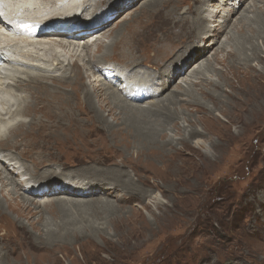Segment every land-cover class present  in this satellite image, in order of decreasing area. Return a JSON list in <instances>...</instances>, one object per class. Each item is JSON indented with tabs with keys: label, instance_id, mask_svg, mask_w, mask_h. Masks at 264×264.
Masks as SVG:
<instances>
[{
	"label": "bare ground",
	"instance_id": "obj_1",
	"mask_svg": "<svg viewBox=\"0 0 264 264\" xmlns=\"http://www.w3.org/2000/svg\"><path fill=\"white\" fill-rule=\"evenodd\" d=\"M168 1L146 0L129 21L117 24L113 22L123 12L134 8L139 0H44L37 8L30 0L1 1L0 24L3 25L4 19L9 20L20 35H29L33 39L11 38V34L0 27V154L3 155L0 158V215L4 216L7 210H26L30 206L37 210L41 207L50 209L59 217V223L53 224V229L48 227L51 226L48 221L43 224L42 217L37 223L43 225L44 231L40 230L45 233L48 243H52L74 235L73 229H69L74 220L69 221L68 215H76L77 210H82L80 199L75 200L78 197L102 200L95 197L102 193L109 195L111 192L105 191L118 188L126 192V195H117L120 199H148L150 206L163 203L157 194L147 195L141 185L135 186V181L146 186L145 178L140 176L146 170L139 162L131 163L129 156L125 161L131 166L133 176L122 168L126 162H113V166L107 169L84 165L80 171L71 172L56 171L50 159L47 166L39 164L41 172H36L39 168L34 164H24L35 154V149L27 140L16 142V139L32 132L27 127L26 118L36 105L37 95L59 91L55 89L59 84L76 87L57 98L61 100L60 108L64 114L60 116L62 122L71 126L85 123L81 130L86 137L104 134V131L112 136L123 135L122 149H133L138 157L155 150L157 158L159 156L162 162H166L168 156L165 154L172 152L171 160L177 163L176 168H172L176 176L174 186H180V157L188 156L189 148L199 150L200 164L193 169L199 170L220 160L226 145L242 140V134L253 131L256 123L264 118V57L255 43L260 40L264 51V11L257 10L253 0L233 21V15L247 0H198L193 2V7L182 11L180 24L192 23L191 29L185 28L186 32L181 26H168L170 30L167 31L149 29V25L144 26L137 18L144 12L154 14ZM171 6L170 10L175 9V4ZM79 17L84 20L75 21ZM112 25H115L114 29L109 28ZM223 35L222 42L215 48ZM253 60L258 67L252 65ZM79 61L88 63L84 67L91 75L83 72L84 67L79 66ZM71 73H75V80H68ZM184 74L186 78L180 79ZM178 79L185 87L177 84L175 90L162 99L166 87ZM40 88L49 90L43 92ZM30 92L35 95V100L31 99ZM38 104L56 105L46 99H38ZM217 110L221 111L214 115ZM183 112L201 115L202 119L197 118L200 122L207 119L215 123L220 131L213 134L218 140H210L209 132L198 131L197 120L192 121L193 116H186ZM47 117L48 113L38 112L29 122L38 129L42 126L50 129L55 121ZM32 118L38 120L32 121ZM216 118L236 125L239 131L231 133L229 126H220ZM70 125L66 124L64 128L68 130ZM45 135L48 141H55L57 137L65 139L63 132L58 130H49ZM205 137L207 141L203 140ZM127 138L130 140L126 141ZM66 140L71 145L73 139ZM32 141L39 144L36 138ZM5 143L12 147L4 149ZM116 144L113 145L118 150ZM17 150L24 152L17 153ZM37 153L41 154V149ZM16 157L18 162H13ZM99 162L105 163L103 160ZM143 163L147 166L148 160ZM57 167L59 170L64 168L60 164ZM26 173L28 179L23 177ZM106 182L109 189L102 188ZM252 202L264 206V196L250 195L246 205ZM22 216L28 218L30 215ZM27 224L34 225L32 221ZM23 225L19 229L23 230ZM257 226L255 235L264 246V223Z\"/></svg>",
	"mask_w": 264,
	"mask_h": 264
},
{
	"label": "rangeland",
	"instance_id": "obj_2",
	"mask_svg": "<svg viewBox=\"0 0 264 264\" xmlns=\"http://www.w3.org/2000/svg\"><path fill=\"white\" fill-rule=\"evenodd\" d=\"M145 1L139 0L140 3L138 2L134 8L129 9L130 11L123 12L116 19L117 21L115 20L113 23L117 24L129 21L131 16L134 15L135 11ZM197 1L170 0L166 5L165 3L164 5H160V8L154 14L153 12H144L146 15L141 13L142 17L137 18L142 21L141 23L144 26L149 25L147 26L149 29L157 28L167 31L170 30V27L176 28V26H181V30L186 32L185 28H190V26L192 28V23L191 21H186V25L185 22L180 24L182 11L193 7V2ZM252 1L247 0L240 6L238 11L233 15L232 20H236ZM254 1V5L257 6L256 9L264 11V0ZM174 4L175 9L172 8L173 10H170V6ZM204 8H207V6H204ZM168 11L172 13L169 12V14ZM82 15L85 17V14ZM77 20L82 22L84 18L79 17L75 21ZM249 25L253 26L254 24ZM113 27L115 28V25L109 28ZM223 38L224 35L220 38L218 44L214 46L215 48L222 42ZM101 39L103 40L102 37ZM104 40L106 39L104 38ZM257 41L255 43H257L260 49L261 56L264 57L263 44L260 40ZM211 53L212 51L207 55L206 60L210 58ZM75 59L77 58L73 60ZM78 63L82 68L86 67V64L88 65L84 61H79ZM252 65L258 67L254 60ZM85 67L83 68L84 70L82 69L83 72L91 75V72ZM70 76L68 80H75V73H71ZM181 78L182 80L185 79L186 75H182ZM212 78L216 79L215 77ZM180 79L166 87L167 89L165 88L166 90L162 93V99L175 90L177 84H181ZM183 84L181 86L185 87V84ZM73 88L76 87L68 83L59 84L58 88H55L59 91H53L50 95H37L38 97L35 98L37 100L36 105L27 114L26 118L27 127L32 132L25 135L21 134L16 139V142L27 140L28 143L33 145V149H35V154L24 164H34L39 168L36 172H41L42 167L40 168L39 164L44 163L47 166L49 164L47 161L50 159L56 171L64 172L68 170L71 172L80 171L87 166H96L95 168L100 169L111 168L114 164L113 162L116 164L124 163L126 162V157L129 156V159L132 160L131 163L139 162L140 165L144 166V170H146V172L140 174L141 177L145 178L147 182L146 186L138 181H135V186L139 187L141 185L142 189L147 192V195L157 194L163 203L159 206H153L152 204L150 206V204H147L148 199L144 201L136 198H132L131 201L127 198L120 199L117 195H126V192L118 188L114 191H105L111 192L109 195L102 193L100 197H95L102 200H94V197H89V199L85 196L78 197L75 200L80 199L82 210H77L76 215H68L69 221L74 220L73 227H69L70 230L73 229L74 235L70 234L67 239H61L52 243H48L47 239L44 238V229L41 228L43 225L37 223V220L41 217L44 219H42L43 224L46 225L45 221H48V224L51 225L48 227L51 229H53V224L55 225L57 221L59 223V217L50 209L43 210L41 207L39 210L42 212L40 213L33 206L28 207L29 209L27 208L26 210H22V208H17V210L12 212L7 210L4 216L0 215L1 264H264V256H262L264 255L263 242L255 235L256 228L258 227L257 224L260 226L261 223H264V206L259 207L256 202L247 203L246 205L247 198L249 199L250 195L254 197L264 196V118L256 123L253 131H245L242 134V140L226 145L227 149L223 151V157L220 160L210 165H204L199 170H193L194 166L200 164L199 150H195L192 147V149L189 148L187 150L188 156L184 158L180 157V186L175 185V187L174 178L176 176H174L172 168H176L177 163L175 162L174 164L171 160L170 153L172 152L165 154L168 156V161L166 162H162L159 156L157 158L155 150L138 157L133 149H122L124 148L122 146L124 141L123 135L117 134L112 136L104 131V134L98 133L96 135L93 134L91 137H86L85 133L81 130L85 123L71 126L65 121L62 122L60 116H64V114L60 108L61 100L57 98L62 93L71 92ZM30 89L31 87L28 88V90ZM40 89L43 92H48L49 90ZM194 89H198V87ZM30 93L32 95L31 99H34L35 95L32 92ZM31 99H28L29 102ZM38 99L40 101L43 99L52 100L56 105L39 106ZM220 111H214V115ZM38 112L43 114L48 113V117L55 121V123H51L54 125L50 129L43 126L41 129H38L33 126V122H29L32 115ZM183 113L186 116H193L192 121L197 120L198 131L209 132L208 138L210 140H218L216 135L213 134L215 131H220L215 123L207 119L205 122H200L197 118L200 117L202 119L201 115ZM69 115L67 114L66 116ZM108 119L110 120V118ZM216 119L219 121L220 126H229L231 133L235 134L239 131L236 125H230L220 118ZM36 120L38 118H32V121ZM66 124L70 125L68 130L64 128ZM49 130L63 132L62 136L65 139L57 137L55 141H48L49 139H47L45 134ZM24 136H27V138H24ZM35 138L39 144H35L32 141ZM67 138L73 139L71 145L67 142ZM208 138L205 137L203 140L207 141ZM127 140L130 139L127 138ZM93 141L95 142L88 144ZM113 144H116L119 149L117 150ZM3 146L4 149L12 147L11 144L6 143ZM180 147L182 146L180 145ZM40 149L41 154L37 153ZM16 152L23 153L24 150H17ZM1 156L3 155L0 154V158ZM145 159L148 160L147 166L143 163ZM183 159H187L188 161L184 162ZM100 160H103L105 163L101 164ZM13 162H18V157ZM59 164L64 166L63 170L58 169L57 166ZM84 165L86 166L84 167ZM128 165L126 162L122 168L133 176L130 172L131 166ZM82 174L81 172L80 175ZM72 175L74 177L77 176L76 174ZM23 177L28 179V173ZM107 182L102 188L108 186ZM106 189H109V187H106ZM17 201H19V198H17ZM33 203L37 204L35 201ZM112 205L113 207H111ZM28 213L30 215L28 218H25V216L21 217V214L27 215ZM41 213L42 215H40ZM28 221H32L34 225L30 226L27 224ZM21 224H24L23 230L19 229ZM81 225L84 226L81 228ZM6 226L8 228H5Z\"/></svg>",
	"mask_w": 264,
	"mask_h": 264
}]
</instances>
